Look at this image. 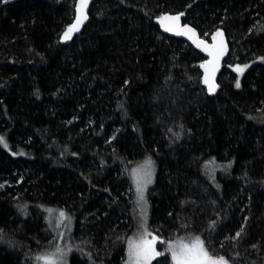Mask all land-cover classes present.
<instances>
[{
	"label": "trees",
	"instance_id": "16d2710c",
	"mask_svg": "<svg viewBox=\"0 0 264 264\" xmlns=\"http://www.w3.org/2000/svg\"><path fill=\"white\" fill-rule=\"evenodd\" d=\"M74 3L0 0V264H118L140 229L131 171L146 160V225L165 252L150 264L196 237L231 264H264V0H95L62 44ZM178 11L249 59L238 72L228 56L211 95L202 55L154 22Z\"/></svg>",
	"mask_w": 264,
	"mask_h": 264
},
{
	"label": "snow or ice",
	"instance_id": "6c2138e0",
	"mask_svg": "<svg viewBox=\"0 0 264 264\" xmlns=\"http://www.w3.org/2000/svg\"><path fill=\"white\" fill-rule=\"evenodd\" d=\"M4 2H7V0H4ZM88 4V0H79V3L76 5V10H77V15L75 17L74 22L68 26L67 30L63 34L64 39L70 38V34L74 31H78L79 25L83 23V20L87 19L86 14L82 13L86 9ZM183 13H180L177 16H163L160 17L159 19L161 21L164 20H170V21H179L180 16H182ZM163 26V25H162ZM166 31H172L173 29L170 27H166ZM189 33H192L195 35L194 29L189 28L187 25L183 26V30L178 31L177 35H187ZM193 35L189 36V39L193 38ZM205 36L208 34L205 33ZM223 34L219 31H217L215 34L212 35V39L215 41L217 36H222ZM194 43L197 44V47H199L201 44H203V41H196L193 40ZM219 55H223V50L219 52ZM203 67V65H201ZM248 66L245 65L244 68H247ZM238 72H242L243 68L240 66H237L235 69ZM205 83H208L207 78H205ZM236 87H240L239 80L237 79L236 82ZM215 90V86L210 85L209 86V92H213ZM0 143H4V140L2 137H0ZM151 161L146 160L145 161V166H150ZM136 171V170H134ZM146 175L149 177V179L146 181V183L151 182L150 181V176L151 173L147 172ZM2 187V185H0ZM137 191L139 194V201H143V188L140 187L139 185L137 186ZM51 212V210H48ZM59 216L61 218L65 217V213L63 211H60ZM243 229H241V232ZM241 232H237L236 236L233 237V239H236L240 237ZM62 235V234H61ZM148 235L147 230L145 229L141 240L139 242H134L132 240H129V262L128 264H150V261L155 257V256H160L163 255L162 253L156 252L155 249L153 248V244L156 241V237H153L152 240H148L144 237ZM255 247V245L253 246ZM168 251H171L172 254V259L175 261V264H228L227 260H225L224 257H219V258H214L209 255V253L205 250L204 247V242L200 240L199 237H196L189 243H184L183 240L175 242V244H169L168 246ZM57 253H62V250L57 247L56 249ZM46 261V264H53V261L51 260L50 256H45L42 257Z\"/></svg>",
	"mask_w": 264,
	"mask_h": 264
},
{
	"label": "water",
	"instance_id": "95a60500",
	"mask_svg": "<svg viewBox=\"0 0 264 264\" xmlns=\"http://www.w3.org/2000/svg\"><path fill=\"white\" fill-rule=\"evenodd\" d=\"M95 0H88V4L86 9L84 10L83 14H86L87 19L83 20V23L79 25L78 31H74L70 34V38L64 39L63 34L67 30L68 26L71 25L75 17L77 15V10H76V5L79 3V0H75L74 3V15L72 20L70 21L69 24L66 25V27L62 30L60 36H59V42L62 44H68L72 38L78 34L81 33L83 27L86 25V23L89 20V8L92 4V2ZM180 13H183L182 11L178 12H164L162 14H159L154 18V22L157 24L158 28L160 31L164 34H167L171 37L177 38V39H182L188 44H190L196 51H198L202 57L204 58L203 62L199 65V70H200V77H201V84L203 87H205V90L208 94H213L217 88V78L221 72L222 64L226 56L228 55L229 52V45H228V40L226 33L224 29L222 28H216L214 29L208 37L204 38L200 35L199 31L191 24L184 22L183 17L184 13L182 16H180L179 21H170V20H164L161 21L159 18L163 16H177ZM163 25V26H162ZM187 25L189 28L194 29L195 35L192 33H189L187 35H177L178 31L183 30V26ZM166 27H170L173 30L172 31H166ZM217 31L221 32L223 35L222 36H217L216 40L214 41L212 39V35L215 34ZM193 35L192 39H189V36ZM193 40L196 41H203V44H201L199 47H197V44L193 42ZM223 50V55H219V52ZM203 65V67H201ZM205 78H207L208 83H205ZM213 85L215 86V90L213 92H209V86Z\"/></svg>",
	"mask_w": 264,
	"mask_h": 264
},
{
	"label": "rangeland",
	"instance_id": "374dc122",
	"mask_svg": "<svg viewBox=\"0 0 264 264\" xmlns=\"http://www.w3.org/2000/svg\"><path fill=\"white\" fill-rule=\"evenodd\" d=\"M162 13V12H161ZM161 13H159V14H161ZM226 33V32H225ZM205 36V35H204ZM227 36V35H226ZM227 40H228V45H229V54L227 55V59L229 60L228 62H227V64L231 67V69H236L237 68V66H240L241 68L243 67V65H244V62H246V61H248L249 59L247 58V59H237V54H236V51H235V49L233 48V50H232V48H231V44H232V39H230L228 36H227ZM241 53H242V51H241ZM240 53V54H241ZM231 57V58H230ZM201 62V61H200ZM200 62H198V64H200ZM231 63V64H230ZM193 67V66H192ZM204 89H205V87H204ZM114 135V134H113ZM134 170H136V171H134ZM147 172H150L151 173V176H150V181L151 182H149V183H146V181L149 179V177L146 175V173ZM131 177H132V183H133V187H132V189H133V193H134V196H135V200H136V204H137V206H138V208H139V211H140V215H139V219H140V229H139V231L138 232H136L135 233V236L136 237H131V239H129V240H132V241H134V242H139L140 240H141V237H142V235H143V233H144V231H145V229L147 230V228H149L147 225H146V223H147V209H146V211H145V207H144V204H146V205H148L147 204V192L149 191V187L150 186H152L153 185V182H154V166H153V163L151 162V165L150 166H145V161H142V162H140V163H138V164H135L134 166H133V169H132V171H131ZM140 186V187H142L143 188V197H144V202L142 201H139V194H138V191H137V186ZM148 189V190H147ZM148 207V206H147ZM157 226H151V231H150V228H149V230H148V235L146 236V237H144V238H146V239H148V240H152V238L153 237H156V241H155V243L153 244V248L155 249V251L156 252H159V253H165V252H161L160 250H159V248H158V246H160V245H162V241H161V239H160V237H159V229L158 228H156ZM158 233V234H157ZM79 236V235H78ZM78 236H75V235H73V239H74V241H76L77 243H79V244H81L80 243V239L78 238ZM129 240H128V238H126V239H124V245H125V253H124V255H125V257H124V259L122 258L121 259V257L119 258L118 257V264H128V262H129V255H128V252H129ZM183 240V242L184 243H189L190 241H192L193 239H191V238H189V239H182ZM171 244H175V242H171ZM205 250L207 251V249L205 248ZM208 252V251H207ZM209 253V252H208ZM170 257H171V262H172V264H175V261H173V259H172V254H171V251H170ZM209 255L210 256H212V257H214V258H219V257H221V256H218V255H212V254H210L209 253ZM48 256H51V255H49L48 254ZM54 257V258H53ZM51 256V260L54 262V263H59V262H61L62 261V259H61V257L59 256ZM96 257H98V256H96ZM156 257V256H155ZM154 257V258H155ZM79 258V257H78ZM64 260V259H63ZM122 260V261H121ZM225 260H227V259H225ZM152 261V260H151ZM150 261V262H151ZM227 262H228V264H231L230 263V261H228L227 260Z\"/></svg>",
	"mask_w": 264,
	"mask_h": 264
},
{
	"label": "flooded vegetation",
	"instance_id": "af4514ba",
	"mask_svg": "<svg viewBox=\"0 0 264 264\" xmlns=\"http://www.w3.org/2000/svg\"><path fill=\"white\" fill-rule=\"evenodd\" d=\"M88 13H89V11H88ZM162 13H164V12H162ZM162 13H161V14H162ZM158 15H159V14H158ZM158 15H156V16H158ZM156 16H155V17H156ZM155 17H154V18H155ZM184 22H185V21H184ZM155 24H156V23H155ZM156 25H157V24H156ZM159 30H160V29H159ZM202 37L206 38V37H208V36H202ZM228 54H229V52H228ZM226 58H227V56H226ZM226 58L224 59V61L226 60ZM203 60H204V58L201 60L200 64L203 62ZM224 61H223V64H224ZM200 64H199V65H200ZM223 64H222V65H223ZM200 75H201V74H200Z\"/></svg>",
	"mask_w": 264,
	"mask_h": 264
}]
</instances>
